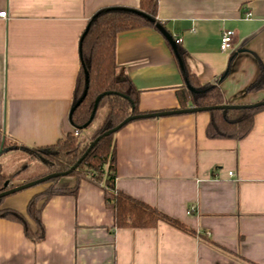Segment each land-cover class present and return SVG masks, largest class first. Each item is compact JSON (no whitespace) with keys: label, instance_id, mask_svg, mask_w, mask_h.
I'll use <instances>...</instances> for the list:
<instances>
[{"label":"crops","instance_id":"obj_1","mask_svg":"<svg viewBox=\"0 0 264 264\" xmlns=\"http://www.w3.org/2000/svg\"><path fill=\"white\" fill-rule=\"evenodd\" d=\"M115 6L138 9L140 0H0L7 11L0 17V129L13 143L46 146L73 132L81 38L97 11ZM246 9L251 19L243 18ZM157 17L162 31H125L116 45L142 113L181 109L184 69L218 84L226 104L264 100V88L247 92L264 68V0H158ZM226 29L235 39L225 52ZM209 121L208 111L141 118L115 134L117 189L196 234L165 222L118 227L103 186L82 179L77 195L45 203L42 242L0 218V264H264V109L240 140L209 138ZM10 154L0 158L4 167ZM76 182L63 176L58 185ZM33 188L3 206L25 212L46 187Z\"/></svg>","mask_w":264,"mask_h":264},{"label":"trees","instance_id":"obj_2","mask_svg":"<svg viewBox=\"0 0 264 264\" xmlns=\"http://www.w3.org/2000/svg\"><path fill=\"white\" fill-rule=\"evenodd\" d=\"M157 16L158 0H140L138 9L106 7L91 17L80 44L81 66L77 76L71 114L73 132L55 144L29 146L13 143L0 129V158L18 148L23 154L29 156V160L24 165L10 172L5 169L0 160V193L36 180L37 178L27 179L23 176V172L36 159L42 161L48 169L43 176L68 171L98 136L115 128L126 118L142 114L139 110L140 90L118 63L116 45L119 34L125 31L143 27L162 31L165 25L158 20ZM176 52L181 58L186 55L185 49L180 45L177 46ZM183 76L186 84L177 90L181 109L191 106L211 107L226 104L218 84H202L197 75L187 69L183 70ZM263 88L264 68L261 69L257 80L247 87V92ZM263 109L264 105L251 108L212 109L208 111L210 121L206 130L207 136L214 139H243L251 132L256 114ZM101 111L105 112L103 121L92 128ZM116 133L103 136L78 167L67 175L76 177L77 182L74 186H59L58 182L63 177L52 178L41 183L48 185L31 197L25 212L3 206L5 199L10 195L0 197V218L20 223L25 235L31 241L42 242L46 237L42 219L45 203L57 194L77 195L80 181L89 179L103 186L105 201L114 209L115 223L118 227H156L159 222H165L187 233L196 234V231L178 219L117 189ZM18 178L23 179L24 182L13 185L12 182Z\"/></svg>","mask_w":264,"mask_h":264},{"label":"water","instance_id":"obj_3","mask_svg":"<svg viewBox=\"0 0 264 264\" xmlns=\"http://www.w3.org/2000/svg\"><path fill=\"white\" fill-rule=\"evenodd\" d=\"M264 105V100L259 101L257 103H253V104H246V105H231V104H225L222 106H211V107H188L185 109H176V110H171V111H161V112H154V113H142L139 115H135V116H130L128 118H126L124 121H122L119 125H117L115 128L110 129L109 131H106L103 135L98 136L93 142H91L89 148L87 149V151L84 153V155L79 159V161L68 171L65 172H60V173H51L48 175H45L41 178H38L36 180L27 182V183H23L17 187L11 188L5 192L0 193V197H5L14 193H17L19 191L34 187L38 184L44 183L52 178H56V177H63V176H67L70 172H72L73 170H75L78 165L82 162V160L87 156V154L91 151V149L99 142V140L103 137V136H107L111 133L117 132L119 131L122 127H124L126 124H128L129 122L136 120V119H141V118H149V117H160V116H165V115H171V114H182V113H196V112H201V111H210L212 109H216V108H221V109H231V108H241V107H259V106H263ZM1 153V151H0Z\"/></svg>","mask_w":264,"mask_h":264},{"label":"rangeland","instance_id":"obj_4","mask_svg":"<svg viewBox=\"0 0 264 264\" xmlns=\"http://www.w3.org/2000/svg\"><path fill=\"white\" fill-rule=\"evenodd\" d=\"M104 113L103 111L100 112L99 116L97 117V120L93 123L92 128H94L95 126L99 125L103 119H104ZM11 153L7 158H6V166L5 169L10 172V171H15L19 166L24 165L28 160H29V156L25 155L23 153H18V152H8ZM47 167L45 164H43L42 161L36 159L32 162L31 166L26 169L23 172V176L25 178H41L43 177V175L47 172ZM23 176L21 178H23ZM24 182L23 179H15L12 184L13 185H19L20 183ZM48 184H41L38 186H34L33 189H42L44 187H46Z\"/></svg>","mask_w":264,"mask_h":264},{"label":"built area","instance_id":"obj_5","mask_svg":"<svg viewBox=\"0 0 264 264\" xmlns=\"http://www.w3.org/2000/svg\"><path fill=\"white\" fill-rule=\"evenodd\" d=\"M0 17L7 18V11H1ZM252 17H253V13L249 9H246L243 13V18L251 19ZM234 39H235V32L233 30L231 29L224 30L221 37V50L225 52L228 51L232 47L234 43ZM179 41H182V39H179ZM229 176H235V173L233 171H230ZM192 210L193 207L191 208L190 211Z\"/></svg>","mask_w":264,"mask_h":264}]
</instances>
